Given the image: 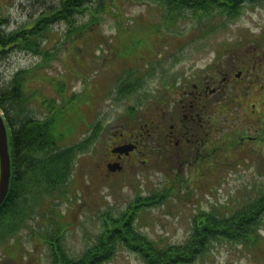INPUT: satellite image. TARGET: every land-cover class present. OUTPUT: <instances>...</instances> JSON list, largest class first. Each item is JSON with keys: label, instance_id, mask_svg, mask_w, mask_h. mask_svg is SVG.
<instances>
[{"label": "rangeland", "instance_id": "rangeland-1", "mask_svg": "<svg viewBox=\"0 0 264 264\" xmlns=\"http://www.w3.org/2000/svg\"><path fill=\"white\" fill-rule=\"evenodd\" d=\"M96 1L89 4L90 10L82 5L72 15L71 19L82 27L71 34H66L64 23L50 27L40 40L50 54L45 66L31 52L0 55V90L8 87L19 71L32 70L24 83L30 115L52 121L59 147L81 144L96 132L91 147L74 164L69 194L60 200L44 201L47 203L41 205L26 228L0 248V264H50L45 238L47 231L52 234L56 227L54 220L63 224L64 246L77 257L93 245L105 214L116 218L139 197L173 193L162 204L141 210L132 220L138 231L157 246L167 247L184 244L194 218L202 212L229 217L264 194L262 163L242 156L228 155L233 156L232 166H224L214 177H208L209 173L207 181L176 170L170 176L169 172L144 170L122 173L105 182L101 173L102 162L123 127L138 126L140 120L147 122L154 108L163 106L155 104L156 92L163 100H168L170 93L172 100L175 94L171 87L182 78L188 80L187 75L201 77L213 70L216 58L264 57V7L246 3L239 16L232 19L186 13V18L172 24L165 22L154 0H117L113 6ZM62 2L0 0V31L7 35L31 27L60 8ZM94 19L93 31H89L85 27ZM132 56L139 74L131 65L134 59H128ZM132 67L133 74L138 75L131 77V83L142 87H131L130 91L136 90L130 95V91L120 93L115 80ZM67 100L72 102L67 104ZM52 200L57 203L54 208L59 217L54 218L50 211ZM61 225L58 223V227ZM259 228L253 244L211 241L205 253L189 264H264V217ZM104 264L146 263L137 254L119 249Z\"/></svg>", "mask_w": 264, "mask_h": 264}, {"label": "trees", "instance_id": "trees-1", "mask_svg": "<svg viewBox=\"0 0 264 264\" xmlns=\"http://www.w3.org/2000/svg\"><path fill=\"white\" fill-rule=\"evenodd\" d=\"M116 1L103 2L113 6ZM96 2L66 0L59 10L45 18L41 17L31 28L19 29L9 35L0 31V54L17 50L48 58L49 53L43 51L39 39L48 32L49 25L63 21L70 29L74 12L84 4ZM155 3L164 14L165 22L170 21L172 24L184 19L186 13L203 18L232 19L239 16L246 3H259L264 7V0H155ZM74 30L70 29L68 34ZM130 75H134L133 72H128L126 77L119 80L120 91H130L131 87L137 86V83H131ZM27 79L28 72L21 71L14 76L9 88L0 90V109L9 130L12 171L10 190L0 208V248L25 228L45 199L57 198L67 192L76 157L86 149L81 144L60 151L56 144L58 131L52 121H41L30 116L29 99L24 90ZM147 202L152 203V200L148 199ZM142 208L143 204L136 202L123 215L108 217L102 232L95 236L93 245L78 257L71 256L65 249L61 229L57 227L55 233L46 238L50 248V264H104L119 249L137 254L146 264H189L195 257L205 253L213 240L253 244L263 223L264 194L230 218L201 213L193 221L192 235L188 242L165 249L158 248L156 243L135 230L132 220Z\"/></svg>", "mask_w": 264, "mask_h": 264}, {"label": "flooded vegetation", "instance_id": "flooded-vegetation-1", "mask_svg": "<svg viewBox=\"0 0 264 264\" xmlns=\"http://www.w3.org/2000/svg\"><path fill=\"white\" fill-rule=\"evenodd\" d=\"M216 59L213 70L171 87L172 100L158 98L163 106L147 122L123 127L102 162L103 181L144 170L206 177L233 156L264 168V57Z\"/></svg>", "mask_w": 264, "mask_h": 264}, {"label": "water", "instance_id": "water-1", "mask_svg": "<svg viewBox=\"0 0 264 264\" xmlns=\"http://www.w3.org/2000/svg\"><path fill=\"white\" fill-rule=\"evenodd\" d=\"M11 161L8 147V134L0 114V207L4 203L10 187Z\"/></svg>", "mask_w": 264, "mask_h": 264}]
</instances>
